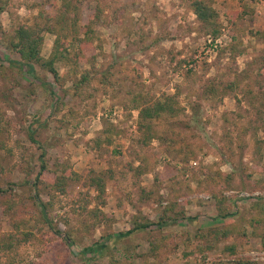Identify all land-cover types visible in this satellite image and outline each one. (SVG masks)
<instances>
[{
	"label": "rangeland",
	"instance_id": "1",
	"mask_svg": "<svg viewBox=\"0 0 264 264\" xmlns=\"http://www.w3.org/2000/svg\"><path fill=\"white\" fill-rule=\"evenodd\" d=\"M208 1L217 47L186 0H0V239L12 243L2 264H264V0ZM65 18L88 24L91 48L56 64L58 82L22 69L17 29ZM76 32L65 30L67 45L79 47ZM41 34L49 59L56 36ZM138 96L175 97L180 111L153 122L161 139L149 144ZM42 162L54 180L75 175L36 188ZM147 221L161 225L120 236ZM212 229L233 234L197 236ZM97 242L107 245L83 254Z\"/></svg>",
	"mask_w": 264,
	"mask_h": 264
},
{
	"label": "trees",
	"instance_id": "2",
	"mask_svg": "<svg viewBox=\"0 0 264 264\" xmlns=\"http://www.w3.org/2000/svg\"><path fill=\"white\" fill-rule=\"evenodd\" d=\"M190 9L194 12L195 16L197 17L198 21L202 24V26L214 36L213 42L215 43L217 41V38L222 33V26L220 22V18L216 10L213 8L212 4L208 0H186ZM95 11V9H94ZM66 16L68 17H78L82 19V11L79 12L77 9H75L74 4H67V7L64 10ZM102 11L100 10L99 13ZM118 12L124 13L125 9L122 7L118 10ZM96 13V12H94ZM97 19L98 16L96 14L93 15ZM76 19V23L70 26V23H66V18L64 20L57 19L55 22H47L43 25V28H40L37 26L36 28H27V27H21L18 28L15 32L14 38H13V44L11 48L20 55V58L22 60V63L19 62L20 67L27 68L29 72L34 73L35 69L37 67L42 68L48 73H51L53 78L58 82L59 81V73L58 69L56 67V64L60 63H67L69 61H72L75 58H79L82 53H85L87 50L91 48L93 45L94 40V33H92V29L88 27L85 24L78 27L77 22L78 19ZM51 21V19H49ZM70 28L77 29V32L74 36L75 41L80 36L82 38L79 39V47L71 44L66 43V36H65V30L68 31ZM42 32H48L54 36H56L53 50L51 53V56L49 59H44L41 54V48L43 43V36ZM78 48L79 53L74 54L75 52L73 49ZM87 49V50H86ZM73 53V54H72ZM74 55V57H73ZM262 61L264 62V56ZM88 74L82 78V82L85 80H88ZM134 106V108L139 109V117H140V125L141 129L145 130L146 137L144 138V142L149 144L154 138H159L158 133L156 132L155 125L153 122L155 121H161L169 117L176 118L178 116V113H180L179 109L177 108V101L175 97H167L164 101H158V102H151L147 103L146 99L143 96H138L133 98L131 102ZM115 128H110L108 131L111 135L117 134V130L115 131ZM108 144H111L112 141L108 138L107 139ZM100 145L99 143H97ZM170 144H173L174 148L177 149V144L170 142ZM171 149V150H172ZM50 174L52 175V172H50V166L48 162H42L40 165V172L38 174L37 180L35 182V187L38 188L40 184L47 185V187H57V188H63V186H66L67 179H73L72 177L75 175L72 173V176H60L56 177L54 180L53 178H50ZM105 177H102L101 174L95 175L91 178V185L95 187L100 196H102L105 193ZM36 202V201H35ZM37 204V202H36ZM38 205V204H37ZM40 205V204H39ZM42 208L44 210L45 204L42 203ZM230 216L228 213H221L219 215L220 219H227ZM163 221V224H167L169 221H175L177 218H161ZM179 219V218H178ZM155 225H161V224H155L154 222L147 221L146 223H140L136 224L132 230L126 232V233H120V236L126 237L128 235H131L134 232L138 231H144L150 228L151 226ZM211 234L212 240H215V242L221 241V240H227L228 238L232 237V234L230 230L228 229H212L207 230L204 232H201V234L197 235L201 238H207ZM163 238H167V236H164ZM176 236L173 235V240L175 241ZM106 243H94L89 247H85L83 250L84 255L91 254L94 251L102 250V248L106 247ZM214 245V244H213ZM215 246V245H214ZM213 246H210L212 248ZM12 248L11 242H4L2 239H0V253H5L9 251ZM158 249V248H157ZM156 248L153 249V251L157 250ZM225 250L228 253H231L234 255L236 254L235 247L229 246L226 247ZM237 263L244 264L241 260H237ZM0 264H2L0 260Z\"/></svg>",
	"mask_w": 264,
	"mask_h": 264
},
{
	"label": "built area",
	"instance_id": "3",
	"mask_svg": "<svg viewBox=\"0 0 264 264\" xmlns=\"http://www.w3.org/2000/svg\"><path fill=\"white\" fill-rule=\"evenodd\" d=\"M219 42H220V41H216L215 43L217 44V43H219ZM215 43H214V44H215ZM216 44H215V47H217Z\"/></svg>",
	"mask_w": 264,
	"mask_h": 264
}]
</instances>
